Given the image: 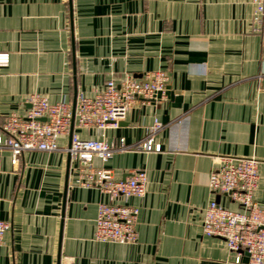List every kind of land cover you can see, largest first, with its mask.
I'll return each mask as SVG.
<instances>
[{
    "label": "crops",
    "instance_id": "1",
    "mask_svg": "<svg viewBox=\"0 0 264 264\" xmlns=\"http://www.w3.org/2000/svg\"><path fill=\"white\" fill-rule=\"evenodd\" d=\"M256 0H0V221L11 224L0 264H250L202 232L214 195L209 177L220 157L262 162L255 198L264 203V28ZM76 69V74L74 70ZM168 75L167 98L139 99L117 129L71 134L129 147L156 123L160 152L117 151L106 164L116 179L148 176L133 244L95 241L100 203L82 185L80 163L66 152H28L18 165L3 131L26 115L38 94L73 105L108 81ZM121 204L124 202L120 199Z\"/></svg>",
    "mask_w": 264,
    "mask_h": 264
},
{
    "label": "built area",
    "instance_id": "2",
    "mask_svg": "<svg viewBox=\"0 0 264 264\" xmlns=\"http://www.w3.org/2000/svg\"><path fill=\"white\" fill-rule=\"evenodd\" d=\"M255 3L257 22L264 28V0ZM168 80V75L162 71L147 73L142 79L131 76L119 81L113 79L94 97L79 95L75 110L69 102L53 104L42 95H32L27 100L30 108L26 115H10L3 127L8 135L12 164L18 165L20 158L28 152L58 151L60 137L71 134L73 124L84 131L117 129L139 99H166ZM161 129L162 125L156 123L146 140L136 147L127 146L124 139L109 143L71 134L66 152L72 162L81 165L82 185L109 198L98 208L96 242L133 244L137 241L135 225L139 209L126 203L130 198L146 195L148 176L144 171H134L126 179H116L111 171L97 167L95 162L106 164L117 151L160 152L161 146L155 144L154 136ZM261 164L253 158L220 157L209 177L211 193L227 196L239 211L213 201L202 213L203 235L222 239L229 251L238 255V263L244 253L250 264H264V203L255 198L261 179ZM120 199L124 204L118 202ZM10 231L11 224L0 221V247Z\"/></svg>",
    "mask_w": 264,
    "mask_h": 264
},
{
    "label": "water",
    "instance_id": "3",
    "mask_svg": "<svg viewBox=\"0 0 264 264\" xmlns=\"http://www.w3.org/2000/svg\"><path fill=\"white\" fill-rule=\"evenodd\" d=\"M74 73L76 74V69L74 70ZM76 103H77V99H75V101H74V110H75V108H76ZM43 121H45V120H43ZM247 256V255H246Z\"/></svg>",
    "mask_w": 264,
    "mask_h": 264
}]
</instances>
